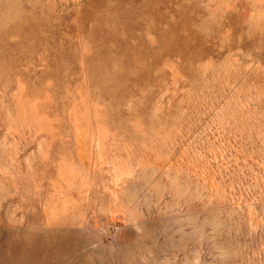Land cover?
Wrapping results in <instances>:
<instances>
[{"label":"rangeland","instance_id":"rangeland-1","mask_svg":"<svg viewBox=\"0 0 264 264\" xmlns=\"http://www.w3.org/2000/svg\"><path fill=\"white\" fill-rule=\"evenodd\" d=\"M0 264H264V0H0Z\"/></svg>","mask_w":264,"mask_h":264}]
</instances>
